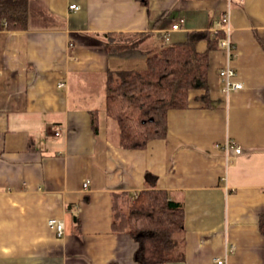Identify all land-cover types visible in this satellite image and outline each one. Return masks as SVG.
I'll list each match as a JSON object with an SVG mask.
<instances>
[{
    "label": "crops",
    "instance_id": "0c3cea01",
    "mask_svg": "<svg viewBox=\"0 0 264 264\" xmlns=\"http://www.w3.org/2000/svg\"><path fill=\"white\" fill-rule=\"evenodd\" d=\"M28 14L26 30H0V264H139L135 238L113 231L112 195L134 201L147 173L184 210L181 260L168 264H264V0H30ZM226 15L243 87L223 93L220 45L212 107L193 90L190 108L168 112L167 138L121 148L110 74L144 70L189 32L224 30Z\"/></svg>",
    "mask_w": 264,
    "mask_h": 264
},
{
    "label": "trees",
    "instance_id": "16d2710c",
    "mask_svg": "<svg viewBox=\"0 0 264 264\" xmlns=\"http://www.w3.org/2000/svg\"><path fill=\"white\" fill-rule=\"evenodd\" d=\"M148 6V0H139ZM30 0H0V30L19 31L28 27ZM166 13H163L165 15ZM224 30L192 31L184 42L169 45L147 58L144 70L110 74L106 82L108 118L117 123L119 144L123 149L144 150L155 140L168 136L170 110L191 107L193 90L203 93L195 98L211 108L208 73L210 52L220 48ZM264 48V39L258 37ZM204 41L206 50L197 46ZM96 127L97 120L93 119ZM0 136V151H1ZM147 189L132 201L129 193H113V223L116 233H128L138 242L139 264H168L181 260L180 238L184 232V210L157 188L158 177L147 173ZM264 235V222L261 223Z\"/></svg>",
    "mask_w": 264,
    "mask_h": 264
},
{
    "label": "built area",
    "instance_id": "2783aa9c",
    "mask_svg": "<svg viewBox=\"0 0 264 264\" xmlns=\"http://www.w3.org/2000/svg\"><path fill=\"white\" fill-rule=\"evenodd\" d=\"M70 9L79 10L80 7L77 5H71ZM222 25H223L226 37L223 40V42L221 43V47L224 50L225 55H226V65L221 70L220 77L222 78V80L224 82L223 93L230 94V92L233 90L241 89L243 87V85L239 82L233 81V77L236 75V72L231 66V61L234 57V53H233L234 48H233V43H232V39H231L230 18L228 15H226L222 19ZM173 29L174 30L179 29V24H175L173 26ZM61 85H63V84H61ZM224 149L227 152V154H230L231 151H234L235 154H237V155L242 153V148L240 146L235 145L230 140L226 141ZM49 226L51 228H55L60 236L64 234L65 227H64V224L62 222H60L58 220H50ZM215 262L217 264H227L226 258H218L215 260Z\"/></svg>",
    "mask_w": 264,
    "mask_h": 264
}]
</instances>
